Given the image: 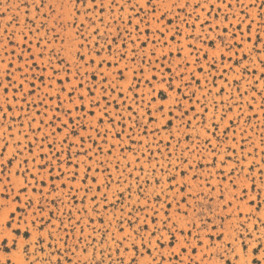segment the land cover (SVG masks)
<instances>
[{
  "label": "rangeland",
  "instance_id": "rangeland-1",
  "mask_svg": "<svg viewBox=\"0 0 264 264\" xmlns=\"http://www.w3.org/2000/svg\"><path fill=\"white\" fill-rule=\"evenodd\" d=\"M116 2L121 7L111 13L106 9L104 24L96 21L104 33L100 37L91 34L82 11L73 16L66 0H0V264H119L121 258L127 264L133 249L121 236L132 231L128 219L151 217L152 204L145 209L140 188L158 193L164 185H156L155 178L166 173L180 180L187 169L181 160L195 165L183 177L195 196L188 199L192 207L181 203L187 219L197 225L189 239L196 244L199 234L204 246L195 253L189 247L180 259L184 264H189L188 255L196 264H264V0H156L155 15L151 9L133 11L124 0ZM197 3L201 7H195ZM174 4L188 6L181 10ZM164 12L167 16L157 23ZM157 28L166 35H153ZM118 32L112 49L127 45L131 50L134 40V61L120 64L135 71L125 70L119 88L105 94L107 85L100 75H91L98 67L91 61L111 59L105 40ZM81 43L85 47L79 48ZM78 48L83 61L76 55ZM100 71L115 68L105 65ZM108 79L112 82L111 76ZM72 85L76 88L70 101L62 89ZM154 86L169 96L179 93L181 110L191 103L195 112L188 110L183 119L174 112L168 117L170 128L150 123L146 113L161 103L158 91L155 103L147 106ZM105 107L108 114L101 122ZM160 115L155 113L158 119ZM189 119L191 123H185ZM206 139L211 141L207 146ZM189 147L192 152L185 151ZM169 153L171 167H164ZM86 167L92 171L85 181ZM253 180L255 189L250 186ZM174 195L170 191L160 199ZM175 207L173 203V211ZM222 218L224 235L218 238ZM204 221H209L207 229ZM213 241L216 247L208 248ZM135 242L144 252L140 264H152L153 259L169 264V240L162 241L163 257L154 247L148 248L151 255L145 252L139 236ZM171 264H178L177 259L171 258Z\"/></svg>",
  "mask_w": 264,
  "mask_h": 264
},
{
  "label": "snow or ice",
  "instance_id": "snow-or-ice-1",
  "mask_svg": "<svg viewBox=\"0 0 264 264\" xmlns=\"http://www.w3.org/2000/svg\"><path fill=\"white\" fill-rule=\"evenodd\" d=\"M66 2L71 3V5H72L71 10L73 12V16L80 13L81 11L83 12V15L85 16L86 21L91 25V34H94V35L100 36V37H103L104 33H101L99 31V28L96 27V21L99 20V22L101 24H104L105 23V19L103 16L104 11L107 9L111 13V11L114 7L115 8L121 7L120 4H117L116 0H109L108 4H105V0H66ZM41 3H43V0H41ZM124 3L131 5L133 11H136V9H140V11H144L145 9H151V12L153 15H155V13L157 11L156 0H144L143 4H140V3L133 4L132 0H124ZM173 6L174 7H180L181 10H183V8L188 6V5H176V4H174ZM195 7L198 8V7H201V5L199 3H197L195 5ZM228 7H231V5H228ZM261 8L264 9V5H261ZM121 10H122V8H121ZM97 13H99V15H97ZM137 16H139L138 13H137ZM165 16H167V12L162 13L161 17L158 18L157 23H159V20L163 19ZM93 17H95V19ZM178 18L179 17L177 16V19ZM145 19H146V17H145ZM139 22L143 23L144 20L140 19ZM183 22L187 23L186 20ZM73 23H75L74 20H73ZM169 23H171V21H169ZM129 24H131V17L129 18ZM81 26H83V25H81ZM4 31H5V33H7V27H5ZM136 31L137 32L140 31L138 24L136 25ZM156 33H159L161 38L164 35H166V33L163 31L162 28H157L153 32V35H155ZM76 35L79 36L81 38V40L83 39V36L81 33L77 32ZM176 35H179V30H177L173 34L172 39H175ZM116 39H119V32L117 33L116 38H113L111 40H105V45L107 46V49L109 52V57H111V59H109L108 57H102L98 62L95 59H93L91 61L92 64H98V67L93 70L91 75H92L93 79H95L97 74L100 75L102 82H104L107 85V87L105 89H103V92L105 94H107L108 89L116 90L117 88H119L120 81L125 79V75H124L125 70H129V71H133V72L135 71V70L128 69L127 64H124L123 67H121V64H120L121 61L126 60V59H131L134 61V59L137 55V50H136L137 46L135 44V41L133 40V47L131 50H128L127 45H125L124 49L118 48L117 50L113 51L112 45L114 43H116ZM129 39H131V37H129ZM136 39H139V36ZM145 39H147V37H145ZM151 42L153 43V47H155L156 41H151ZM83 47H85V45H84V43H81L79 45V48H83ZM96 47H100V46L97 44ZM79 48L76 50V55L79 58V60L83 61L84 56L80 54ZM129 51L131 52V57H129V55H128ZM40 55L42 56V53H40ZM96 55H99V52H96ZM146 55L147 54H145L144 56H141V60H143ZM152 55H155V52H153ZM205 59H207L206 54H205ZM213 61H215V57H213ZM62 63H63V61H62ZM262 63H264V62H262ZM105 65H107L109 69L115 68V71H112V72L100 71V68H103ZM85 66H87V62H85ZM209 66L212 67L213 64H210ZM244 70L247 71V67H245ZM139 71L142 72L143 69L140 68ZM201 71H203V68L201 69ZM262 71H264V69H262ZM52 72L58 75L57 70L55 68L52 69ZM5 74L8 75L7 72ZM76 75H79V68H77ZM109 76L112 77V82H109V79H108ZM117 77L119 79H117ZM40 79H41V82H43V77H40ZM51 79H52V76L50 75L49 80H51ZM151 79H155V77H150L149 80L151 81ZM181 79H183L182 75H181ZM161 83H165V81L162 80ZM197 83H198V81H197ZM79 86H80V88H84L83 83H80ZM19 87H21V88L23 87V82H21ZM137 87H138V85H137ZM168 87H172V85L169 83ZM75 88H76V85H72V88L70 90L62 89V91H68V99L70 101L72 98V91H74ZM86 91L91 92L92 89H87ZM120 91L123 92L124 89H120ZM158 91L160 93L161 103L156 106L154 111H150V112L146 113V115L148 117H150V120H149L150 123H153L154 125H159L161 128H170L172 125V120L169 119L168 117L171 114H173L174 112H179V114H180L179 118L180 119H183V117L187 114L188 110H192L193 112H195V109L192 107L191 103L189 104V109H185L183 111L181 110V108L183 106V101L181 100L179 93H177V95H175V96H169L167 94L166 90H157L155 88V86L152 89H150V103L147 105L149 108H151L152 103H155V98H156ZM220 91H223V90L221 89ZM4 92L7 93V87H4ZM208 94H210V93H208ZM195 95H196L195 92L191 93L192 97H195ZM78 99L83 101L84 96L81 95ZM184 99L187 100L190 98L188 96H185ZM168 101H170V102L167 103V105H166V102H168ZM90 103H91V101H90ZM197 103H199V101H197ZM96 106L97 107L99 106L98 102H96ZM166 107H167V113H165ZM8 110L9 109H4L3 111L6 113ZM205 110H206V106H203L201 111H205ZM155 113L161 114L159 119L155 116ZM66 114L71 115V112L66 110ZM107 114H108L107 113V107L101 109V117H98V119L102 122V117L104 115H107ZM130 118H132V117L130 116ZM197 118H199V114H197ZM161 120L164 121L163 124L160 123ZM185 123L190 124L191 120L189 119L188 121H185ZM64 126L65 127L68 126L67 121H65ZM205 131L207 133L208 130L205 129ZM129 139H131V137H129ZM197 139H199V137H197ZM209 143H211V141L209 139H206L205 140V146H207ZM5 147H7V146L5 145ZM185 151L192 152L193 149L191 147H189V148H186ZM0 155H2V153H0ZM85 155L87 156V153H85ZM171 156H172V153H169L168 154L169 164L165 165L164 167H171ZM89 159H91V158L89 157ZM221 162L223 163V161H221ZM8 163H11V160H9ZM181 163L186 164L187 169H185V171L181 173V179L180 180H177L175 175H172L170 173H166L163 178H155L156 185H158V186L164 185V187H160V190L158 193L148 194V193H146V191L143 188H140L138 195H142L144 197L145 209H147L149 204H152L151 217L150 218H148V217L137 218L135 221H132L130 218L128 219L127 222L129 224V227L132 229V231L126 235L121 236V240H129L130 241V247L133 249L131 255L128 257L127 264H140V260L142 259L143 255H144V252L140 251V247H138L136 242H135V237H137V236H139L141 238L140 246L144 248L145 252H148L149 247H154L161 257L164 256V253L160 251V249L164 247V244L162 243V241H164L165 239L169 240L173 245V249L169 252V264H171V258H176L178 261V264H184V260L180 259V257L184 253H187L189 247H191L192 252L195 253V251L198 247L204 246L203 245V238L199 234H197L194 237V239L197 241V243L196 244L191 243V240L189 239V237H192V235H193L191 229L197 227L196 221L187 219L188 212L185 209L181 208V203H183L187 207H192V205H190L188 203V199H189V197L195 198L192 191L190 190V185L183 178V177L187 176L188 171L193 169L195 165L193 163H189L187 160H181ZM213 166H214V164H213ZM89 171H92V169L90 167H86L85 168V175H84V177H82L83 180L86 181L88 179L87 173ZM262 175H264V173H262ZM75 176H76V174L74 173L72 175L71 179L75 180ZM197 178L198 177H195V176L192 177V179H197ZM91 179H92V182L94 184L96 182V177H92ZM173 182H175V183H173ZM233 184L235 185V181H233ZM107 186H108V184L105 183V187H107ZM250 186L253 189H255L256 188V181L253 180ZM186 188L189 189L187 195H181V193H183ZM88 190H91L90 187ZM170 191H175L177 193V195L168 197L167 199H164V200L160 199L161 195H166L167 192H170ZM177 196L179 198H177ZM221 198L223 199V197H221ZM104 199H105V201H107V194L106 193L104 194ZM255 199H256L255 197H251L250 202L254 203ZM93 201H95V197H93ZM153 201H155V203H152ZM173 203H175V205H176L175 211L172 210ZM230 204H231V201H229V205ZM113 207H115L114 204H113ZM93 210H95V209H93ZM258 210L259 209H257V211ZM40 211H43V209L41 208ZM239 214H241L240 210L237 209V215H239ZM180 216L185 217L183 222L180 221V219H179ZM224 219L225 218H222L221 224L219 225L221 231L217 234L218 238H222L224 235ZM124 222H125L124 220L120 221L119 231L121 233H123L122 225ZM149 223L152 224L151 228L148 227ZM208 223H209V221L202 222L204 229H207ZM261 223H264V220H261ZM238 227H243V224L238 225ZM214 228H215V226H214ZM214 228H213V230H214ZM186 230H187V235H185ZM141 233H146V235L142 236ZM165 233L167 234L166 236H165ZM178 237H179V239H177ZM208 239L211 240L210 234L208 235ZM119 246L120 245L118 244L117 250H119ZM207 247L208 248L216 247L215 242L213 241L212 243L207 245ZM229 247H230V245H229ZM257 251H258V249H257ZM148 254L151 255V252H148ZM217 254L219 255V253H217ZM187 259L189 261V264H196V262L192 258V255H188ZM220 260L221 261L224 260V257L222 255L220 256ZM119 264H126V262L123 258H121L119 261ZM152 264H155V259H153ZM161 264H164L163 259L161 260ZM228 264H231V262L229 261ZM252 264H260V260H254V261H252Z\"/></svg>",
  "mask_w": 264,
  "mask_h": 264
}]
</instances>
